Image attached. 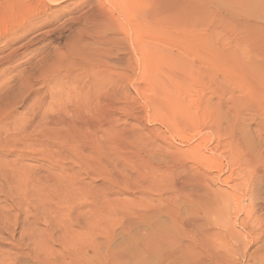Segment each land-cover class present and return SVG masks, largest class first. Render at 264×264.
Wrapping results in <instances>:
<instances>
[{
  "label": "bare ground",
  "instance_id": "6f19581e",
  "mask_svg": "<svg viewBox=\"0 0 264 264\" xmlns=\"http://www.w3.org/2000/svg\"><path fill=\"white\" fill-rule=\"evenodd\" d=\"M109 2L82 3L86 38L68 64L86 85L69 93L79 115L109 120L94 132L110 154L91 144L89 172L103 183L30 178L33 210L23 225L4 218L0 264H264V0ZM21 3L0 0V18ZM136 79V95L149 94L140 104ZM117 226L127 244L115 245Z\"/></svg>",
  "mask_w": 264,
  "mask_h": 264
},
{
  "label": "rangeland",
  "instance_id": "374dc122",
  "mask_svg": "<svg viewBox=\"0 0 264 264\" xmlns=\"http://www.w3.org/2000/svg\"><path fill=\"white\" fill-rule=\"evenodd\" d=\"M109 1L59 0L57 7L50 9L48 4L38 6L37 3L42 4V0H22L13 19L0 18L1 227L7 226L4 225L8 223L4 218L13 219L16 214L19 215L18 224H24L26 209L33 210L31 206L25 205L24 197L32 195V185H38L37 181H33L34 176L62 175L66 177V182H82L89 188L103 183L101 177L92 178L89 167L94 158L91 146L95 141L106 144L105 137L96 140L94 124L98 122L99 125L101 122L100 125L105 127L104 124L109 120L97 117V121L95 111L79 115L78 107L83 101L74 94L86 88V85L79 68H72L68 64L71 59L69 49L78 44L80 39L86 38L83 22L76 18L91 5L110 10ZM75 12L78 13L75 15ZM134 81L130 83L131 94L138 99L139 104L144 103L149 94L146 96L143 92L137 96L133 87L141 82H137V79ZM121 100H113L120 106L116 104L117 109L111 113H116L114 119L120 117L123 124L127 111H124ZM81 117L87 120V125L81 123ZM121 122L117 125L121 126ZM145 125L152 124L148 121ZM87 138L93 141L85 146L83 141ZM102 149L105 156L110 154L105 145ZM124 198L130 200L133 197H121ZM107 222L97 225L95 232L99 236L110 225ZM121 223L123 227H130L127 221ZM78 225L82 227L83 221L79 220ZM120 227H115V245L129 242V235L125 230L121 231ZM136 231L137 228L130 229L131 234ZM0 238H8L3 229L0 230ZM5 244L1 243L0 247L9 250ZM16 264L30 263L19 259Z\"/></svg>",
  "mask_w": 264,
  "mask_h": 264
}]
</instances>
